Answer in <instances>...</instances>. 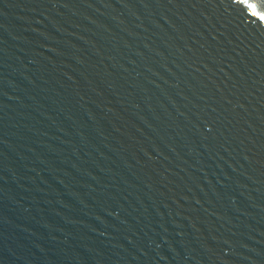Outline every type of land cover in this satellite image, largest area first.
<instances>
[{
  "label": "water",
  "instance_id": "water-1",
  "mask_svg": "<svg viewBox=\"0 0 264 264\" xmlns=\"http://www.w3.org/2000/svg\"><path fill=\"white\" fill-rule=\"evenodd\" d=\"M248 11L0 0V264H264Z\"/></svg>",
  "mask_w": 264,
  "mask_h": 264
},
{
  "label": "snow or ice",
  "instance_id": "snow-or-ice-1",
  "mask_svg": "<svg viewBox=\"0 0 264 264\" xmlns=\"http://www.w3.org/2000/svg\"><path fill=\"white\" fill-rule=\"evenodd\" d=\"M235 3L244 4L249 10L248 14L255 18L258 23L264 24V12L258 11V6L256 3H246V0H235ZM262 3H264V0H262Z\"/></svg>",
  "mask_w": 264,
  "mask_h": 264
}]
</instances>
